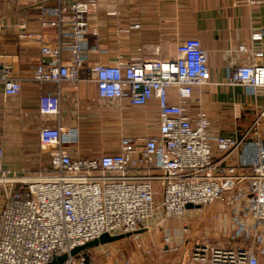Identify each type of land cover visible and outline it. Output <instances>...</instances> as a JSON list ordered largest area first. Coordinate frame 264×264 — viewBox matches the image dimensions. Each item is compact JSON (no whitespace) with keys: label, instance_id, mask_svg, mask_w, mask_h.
I'll use <instances>...</instances> for the list:
<instances>
[{"label":"built area","instance_id":"2783aa9c","mask_svg":"<svg viewBox=\"0 0 264 264\" xmlns=\"http://www.w3.org/2000/svg\"><path fill=\"white\" fill-rule=\"evenodd\" d=\"M262 2L249 0L250 4ZM95 6L96 0H78L42 8L40 26L57 29L68 41L48 45L36 37L41 41V57L31 72L32 82L59 85L80 80L88 59L83 42L88 34H97L88 20ZM263 35L264 30L254 32L252 39ZM64 52L69 54L68 62L61 59ZM262 58L263 53L255 51L251 62L235 68L233 81L264 87V63L258 61ZM85 72L93 75L100 99L119 101L127 92L133 106L155 100L158 130L135 139L121 137L117 153L78 158L64 147L78 142L76 128L44 126L38 139L49 162L29 176L4 169L0 147V264H49L62 255L66 257L57 264H132L123 254L114 256L109 244L76 254L71 251L103 234H130L128 238L137 240L158 211L178 218L217 202L229 211L233 244L211 246L198 241L187 263L264 264L260 258L264 256L263 142L253 141L249 166L232 160L250 136L258 135V118L264 111L235 137L211 135L204 110L189 116L186 104L194 88L208 84L210 78L200 40L190 37L180 42L173 59L96 62L86 66ZM0 82L5 94L20 92L21 79L12 75L10 64L0 62ZM171 88L176 91V103L169 101ZM38 109L42 115L58 118L59 91L42 94ZM165 241L169 242L168 237ZM144 252L151 250L144 248Z\"/></svg>","mask_w":264,"mask_h":264},{"label":"crops","instance_id":"0c3cea01","mask_svg":"<svg viewBox=\"0 0 264 264\" xmlns=\"http://www.w3.org/2000/svg\"><path fill=\"white\" fill-rule=\"evenodd\" d=\"M75 1L78 0H0V62L10 64L12 75L21 79V89L16 95L5 94L0 82V147L4 169L29 176L48 164L49 155L38 139L39 129L44 126L61 124L66 130L76 128L78 142L64 147L78 158L117 153L123 136L135 139L156 134L155 100L146 106H133L127 92L119 101L100 99L93 75L86 73L85 68L96 62L114 64L118 59L124 62L133 58L173 59L178 44L190 37L198 38L206 52L210 78L208 84L194 88L186 104L189 116L194 118L198 110H204L210 120L211 135L235 137L264 111V87L244 85L232 79L235 68L251 62L255 51L263 53L258 61L264 63V35L260 40L252 39L254 32L264 30V2L96 0L88 20L97 34H88L83 42L88 59L80 80L75 83L64 80L59 85L32 82L31 72L41 57V41L36 37L41 36L42 44L48 45L68 41L57 29L40 26V11ZM134 24L139 27L133 28ZM68 58L67 52L61 55L64 62ZM44 61L49 58L45 57ZM58 91L59 117L40 114L39 97ZM169 101L177 102L174 88L169 90ZM121 120L139 128L138 135L121 134L115 141L99 140L108 132V124ZM257 128L258 135L250 136L232 160L243 166L251 164L253 141L258 139L264 144V113L258 118ZM33 134L36 144L31 143ZM166 237L167 248H177L174 250L177 252L170 253L169 264H188L190 249L179 243L173 245L171 237Z\"/></svg>","mask_w":264,"mask_h":264},{"label":"rangeland","instance_id":"374dc122","mask_svg":"<svg viewBox=\"0 0 264 264\" xmlns=\"http://www.w3.org/2000/svg\"><path fill=\"white\" fill-rule=\"evenodd\" d=\"M135 110H139V108ZM154 120L157 121L156 116ZM107 128L108 132L102 134L100 141H115L121 134L136 137L140 131L136 126L129 124L127 120L108 124ZM35 137L36 134L30 136L33 144H36ZM2 201L3 198L0 197V207ZM215 206L218 208L216 209ZM232 232L233 226L230 225L229 211L224 205L217 202L200 207L198 211L187 212L178 218L165 217L163 212L158 211L153 220L148 223V229L142 232L139 239L119 237L113 241L111 235L107 234V242L104 244H109V249L112 250L111 253L114 256L118 257L123 254L124 257L131 260L132 264H169L170 253L177 251L166 250L169 243L165 241L166 236L171 237L173 245L179 243L192 250L198 241L211 246H230L233 244L229 239ZM138 244L141 247H138ZM95 246L92 245L91 249L93 250ZM144 248H149L151 252L145 253ZM96 254H98L97 258L100 259V250H97Z\"/></svg>","mask_w":264,"mask_h":264},{"label":"water","instance_id":"95a60500","mask_svg":"<svg viewBox=\"0 0 264 264\" xmlns=\"http://www.w3.org/2000/svg\"><path fill=\"white\" fill-rule=\"evenodd\" d=\"M187 207L190 208V207H192V206H191V204H188ZM141 232H142L141 230L138 231V233H141ZM129 235H130V234L116 235V236H111V238H112V240L114 241V240L118 239L119 237L124 238V237H128ZM106 239H107V234H103V235H101L99 238L94 239V240H92V241L86 243V244L83 245V246H78V247L74 248V249L71 251V254H76L77 252H79V251H81V250H83V249H85V248H91L92 245H96V246H98V245H100V244H104V243L107 242ZM96 246H95V247H96ZM65 257H66V255L59 256V257H57L56 259H54L53 261H51L49 264H57L58 262L62 261Z\"/></svg>","mask_w":264,"mask_h":264}]
</instances>
